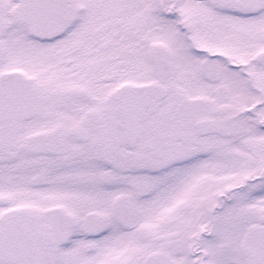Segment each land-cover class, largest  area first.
Masks as SVG:
<instances>
[{
  "label": "snow or ice",
  "instance_id": "1",
  "mask_svg": "<svg viewBox=\"0 0 264 264\" xmlns=\"http://www.w3.org/2000/svg\"><path fill=\"white\" fill-rule=\"evenodd\" d=\"M0 264H264V0H0Z\"/></svg>",
  "mask_w": 264,
  "mask_h": 264
}]
</instances>
